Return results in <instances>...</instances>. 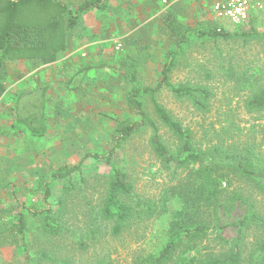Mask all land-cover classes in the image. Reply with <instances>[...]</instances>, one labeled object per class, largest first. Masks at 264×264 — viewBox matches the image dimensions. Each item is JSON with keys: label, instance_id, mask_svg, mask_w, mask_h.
I'll return each mask as SVG.
<instances>
[{"label": "trees", "instance_id": "16d2710c", "mask_svg": "<svg viewBox=\"0 0 264 264\" xmlns=\"http://www.w3.org/2000/svg\"><path fill=\"white\" fill-rule=\"evenodd\" d=\"M0 8L5 23L0 33V103L8 96L9 60H40L44 65H57L59 54L68 47L65 31L73 32L87 14L111 11L112 0H83L70 7L63 0H6ZM53 5L62 13L49 25L27 24L18 21L23 7ZM66 18V24L63 23ZM163 23L174 40L167 49L160 67V80L155 86H142L138 65L127 63L126 80L129 88L124 96L126 112L115 117L112 133L113 147L87 153L76 165L51 169L35 187L39 203L8 202L0 205V233L20 247L24 264H71L58 260L49 247L55 240L73 238L74 233L65 219L69 200L77 192L75 174L83 172L84 162L103 163L109 170L99 201L84 214L87 222L85 238H73L82 252L99 242L105 235L121 236L128 228L152 220L167 225V242L156 254L136 259L134 264H264V73L228 69V80L234 90L244 96V109L255 116L249 128L235 120L217 127L202 126V140L195 130L183 123L158 100L163 90L176 100L187 101L201 115L211 112L214 93L203 84L174 83L172 75L192 44L242 40L248 44L263 40L264 31L250 23L249 31H231L203 20L196 26L185 25L173 11L163 15ZM93 67L79 69L63 82L68 93L79 92ZM261 75L262 79L259 78ZM211 78L212 74L209 73ZM50 86L42 83L34 88H22L12 97L11 109L15 128L32 139H46L50 123ZM162 129L170 135L169 144ZM150 132L149 144L173 183H169L158 198L139 197L125 168L116 161L122 149L135 135ZM64 183L57 207L50 200L53 188ZM68 198V199H67ZM260 198V201H259ZM239 211L235 223L224 222ZM37 225L43 241L40 248L31 245L29 232ZM70 226V227H69ZM237 228V235L228 239L223 231ZM216 232L215 247L204 246L209 233ZM98 264H111L101 260Z\"/></svg>", "mask_w": 264, "mask_h": 264}, {"label": "rangeland", "instance_id": "374dc122", "mask_svg": "<svg viewBox=\"0 0 264 264\" xmlns=\"http://www.w3.org/2000/svg\"><path fill=\"white\" fill-rule=\"evenodd\" d=\"M63 1L74 7L83 0ZM146 1L112 0L111 12L90 13L82 18L75 31L64 30L68 47L59 54L56 66L44 65L40 60L8 61V96L0 103V205L16 202L17 199L29 205L31 202L39 203L35 187L42 183L41 179L52 168L76 165L87 153L113 147L115 117L123 116L126 112L124 96L129 88L126 64L135 62L138 65L140 85L155 86L160 80L159 69L165 62L167 49L174 43L161 21V15L144 16V10L148 9ZM155 2L148 1L150 6ZM6 4V0H0V8ZM174 10L185 25L196 26L198 22L206 20L221 26L209 4L194 6L193 3H181ZM61 15L56 6L32 4L20 10L17 20L27 24H43L49 28L50 23ZM4 17L0 15V33L5 23ZM62 20L66 24V18ZM253 24L258 31H264V17L253 20ZM224 25L231 31L251 29L250 25L238 29ZM118 43H122L121 51L117 50ZM87 67H93V70L86 76L82 89L75 93L66 92L61 84L79 69ZM228 69L264 73V41L248 44L240 39L220 41L218 44L205 42L192 44L186 49L172 75V81L176 84L209 86L214 93L209 114L201 115L189 102L176 100L167 90L158 95L159 102L184 127L195 130L200 141L202 126L207 128L213 123L219 127L232 119L243 128H249L256 121L255 116L244 109V96L237 94L233 83L228 80ZM209 73L212 74L211 78L208 77ZM259 78L262 79L261 75ZM42 83L50 86L51 120L47 138L37 140L30 138L20 127L12 126L11 103L12 97L20 89L34 88ZM162 135L169 144H173L166 130L162 129ZM149 137L150 132L135 135L118 150L116 161L129 174L139 197L158 198L162 190L173 183V178L162 170L150 147ZM107 173L109 170L103 163L93 164L89 159L84 162L83 172L73 177V182L79 188L72 196L73 201L69 200L65 219L74 231L71 236L77 240L85 238L84 231L89 226L84 214L98 203ZM63 185L60 182L53 188L50 200L53 208L57 207L60 197H68L62 192ZM259 205L264 206V203L260 202ZM239 215V211H236L230 219L224 218V222L235 223ZM223 234L232 239L237 235V228L225 229ZM40 235L37 225L31 226V245L37 243L34 249L41 246L43 239ZM5 236L0 233V264H24L20 247ZM216 236V232L209 233L204 246L215 247L219 243ZM73 238L55 240V245L49 247L56 259L67 260L71 264H98L101 260H108L111 264H134L137 258L156 254L164 247L167 225L162 220L143 222L128 228L119 237L105 235L85 252L73 243Z\"/></svg>", "mask_w": 264, "mask_h": 264}, {"label": "built area", "instance_id": "2783aa9c", "mask_svg": "<svg viewBox=\"0 0 264 264\" xmlns=\"http://www.w3.org/2000/svg\"><path fill=\"white\" fill-rule=\"evenodd\" d=\"M168 6L169 0H155ZM215 19L221 23L219 28L228 30L224 25L229 24L236 29L249 26L253 20L264 17V0H210ZM121 44L117 45V50Z\"/></svg>", "mask_w": 264, "mask_h": 264}, {"label": "crops", "instance_id": "0c3cea01", "mask_svg": "<svg viewBox=\"0 0 264 264\" xmlns=\"http://www.w3.org/2000/svg\"><path fill=\"white\" fill-rule=\"evenodd\" d=\"M149 0L146 1L147 5H148V9L147 10H144V16L146 15V18L147 16H153V17H158L157 15H161V21L163 22L162 18H163V15L171 10L173 11V13L176 15V17L178 18L179 20V17H178V14L177 12L174 10L175 7L181 3H187V4H190V3H193L194 6H206L209 4V6H211V2L210 0H169V5L168 6H165L163 5L162 2H155V5L153 6H150V3H148ZM174 8V9H173ZM207 8V7H206ZM156 9V11H155ZM113 10V3H111V11ZM150 11H152L154 14H150ZM109 11V12H111ZM94 12H98V11H94ZM94 12H91V13H94ZM90 14V13H89ZM87 14V15H89ZM86 15V16H87ZM142 16V17H144ZM85 17V16H84ZM125 17V16H124ZM149 21V20H147ZM180 21V20H179ZM181 22V21H180ZM122 44V43H121ZM119 45V43H118ZM121 48H122V45H121ZM119 51V50H118ZM121 51V49H120Z\"/></svg>", "mask_w": 264, "mask_h": 264}]
</instances>
